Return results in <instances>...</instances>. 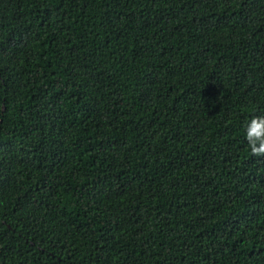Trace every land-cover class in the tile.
<instances>
[{
	"label": "trees",
	"instance_id": "obj_1",
	"mask_svg": "<svg viewBox=\"0 0 264 264\" xmlns=\"http://www.w3.org/2000/svg\"><path fill=\"white\" fill-rule=\"evenodd\" d=\"M264 0H0V264H264Z\"/></svg>",
	"mask_w": 264,
	"mask_h": 264
},
{
	"label": "clouds",
	"instance_id": "obj_2",
	"mask_svg": "<svg viewBox=\"0 0 264 264\" xmlns=\"http://www.w3.org/2000/svg\"><path fill=\"white\" fill-rule=\"evenodd\" d=\"M247 147L254 155H264V115H253L243 124Z\"/></svg>",
	"mask_w": 264,
	"mask_h": 264
}]
</instances>
